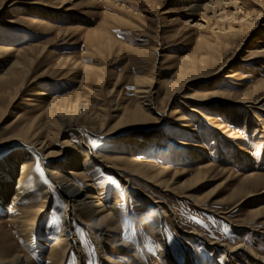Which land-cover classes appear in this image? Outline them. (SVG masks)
<instances>
[{
  "label": "rangeland",
  "instance_id": "rangeland-1",
  "mask_svg": "<svg viewBox=\"0 0 264 264\" xmlns=\"http://www.w3.org/2000/svg\"><path fill=\"white\" fill-rule=\"evenodd\" d=\"M191 1L0 0V44L14 50L27 48L26 46H35L33 51L36 49V52H29L31 56L33 54L32 57L35 56V60L17 96L18 100L11 109L22 114V117L30 116L32 111L40 108L39 103L43 98L62 95L88 98L90 89L100 88L99 77L102 76L105 92L107 87L110 90L115 85L107 98L118 96L123 104L129 105L136 99L137 85L134 77L150 73L154 69L155 90L160 91L154 96L158 97L162 95L160 81L165 76L171 77L186 55L197 59L200 54L209 50L207 43L213 45L215 41H220L225 45V48L220 49L225 59L232 55L244 38L235 53V62L224 66L217 77L191 82L190 87L198 91L207 92L215 88L227 93L226 98L205 101L204 104L190 101L185 108L181 104L183 113L189 116L185 123L192 124L191 132H183L172 126L173 120L169 111L174 104L168 105L164 121L159 128L155 129L153 126L146 132L139 131L142 132L140 134L126 130L118 132L115 136H102L87 126L63 129L66 137L62 132L59 140L69 139L72 145L76 146L82 143L81 148L84 146L92 151L100 149L103 153L111 155L120 152L121 150L116 148L123 145L122 150H128L131 156L150 164L169 165L177 170L186 168L187 171L178 175L174 181H182L194 174L201 161L213 166L209 174L197 182L193 191H188L201 195V204L196 203L193 198L165 192L141 177L130 178L137 188L151 196L141 197L142 202L146 198L162 199L177 213L161 219V235L168 248V253L163 256L159 239L152 230L151 219L146 216L147 208L144 202L142 204L141 199L135 196V190L125 187L126 181L119 173L112 172L110 168H104L97 162L94 165L96 175L90 181L94 188L90 190L95 196L99 195L108 210H111L114 198L119 197L118 214L109 223L113 226L118 224L115 236L119 240L129 241L132 249H108L107 244L104 246V241H100V245L97 244L94 235L85 225L87 216L70 215L72 227L68 242L71 243L72 239L77 238L75 245L79 246V251L71 248L62 264H108L104 260L105 255L112 256L115 264H136L130 258L133 253L138 254L143 264H259L250 252L264 256V192L255 194L241 204L237 201L240 192L246 187H252L256 193L264 189V181L252 185L242 181L248 172H258L264 178V86L253 88L257 83L264 81V52L251 59L253 54H249L251 50L259 51L264 48V37L261 36L264 34V0H205L203 4L209 2L210 8L207 13L200 9L201 16H191L188 13L186 6ZM44 3L48 4L49 8H41ZM32 6L36 9L31 10ZM200 17L204 20H198ZM251 27L253 30H250ZM220 28L226 33H222ZM248 30L249 35L245 37ZM258 39L262 42L256 43ZM154 46L158 50L155 54L156 65L152 69L153 59L149 53ZM13 49L0 54V74L15 59ZM39 51L42 53L38 54ZM87 65L91 66V69L86 70L88 79L82 82L84 67ZM217 66L218 63L215 68ZM230 69H239L240 75H247V78L240 81L239 78H224L223 75L229 73ZM206 79L207 81H203ZM37 89H44L49 95L38 97L35 95ZM244 93H257L255 106L247 107L248 103H233ZM222 101L229 103L222 104ZM95 104L97 107L98 104ZM189 106L201 107V115H196L187 108ZM157 107L160 108V105ZM206 115H213L215 120H207ZM16 116L6 117L9 120L0 125L1 135L12 128L6 123L15 121ZM163 135L202 145L199 152H202L204 160L198 161L199 158H194L193 153L190 154L180 147L176 148L174 144L167 142ZM123 137L128 141L138 140L142 144L145 143V146L130 150L131 144L119 142V138L124 139ZM146 138L148 140L144 141ZM60 145L59 141L57 147L60 148ZM18 146L15 142L0 150V171L6 174L7 178L11 177V174H8L11 169L8 166L10 153L12 148ZM240 150L247 152V155L238 153ZM35 155L40 181L36 186H43L42 189L47 190L49 196L44 212L32 233L28 235L29 232L22 231L18 224L10 220V215L17 210L11 204V197L0 196L1 231L10 236L9 240L3 239L2 243H8L12 251L16 246L22 248L23 252L32 255L35 264H50L49 250L55 241L58 242L65 227L64 215L70 202L66 193L48 174V169L52 168L49 164L52 159H44L45 154L41 156L38 152H35ZM62 157L66 156H60L59 161ZM220 169H226V172ZM124 173L125 178L127 172ZM76 182L87 188L84 187L87 182L81 179ZM243 182L247 184L245 187L241 186ZM39 190H35L37 197L40 196ZM137 202H140L139 206L136 205ZM254 209L261 210V213L254 214ZM189 230H195L201 235L187 234ZM209 240L217 243L209 244ZM223 242L231 247L243 244L236 251L241 258L232 260L226 245L220 244ZM244 257L246 260H243Z\"/></svg>",
  "mask_w": 264,
  "mask_h": 264
},
{
  "label": "bare ground",
  "instance_id": "bare-ground-1",
  "mask_svg": "<svg viewBox=\"0 0 264 264\" xmlns=\"http://www.w3.org/2000/svg\"><path fill=\"white\" fill-rule=\"evenodd\" d=\"M204 1L205 0H192L191 3L186 6V10H188V13L191 16H201V13L199 14L200 9L204 10L205 13H207L208 8H210V3L206 1V3L203 4ZM40 7L44 9L49 8L48 4L45 3ZM30 9L35 10L36 7L32 6V8ZM64 11H66V9H64ZM185 13L187 12L185 11ZM202 19L203 18L200 17L198 20ZM250 30H253V28L251 27ZM250 30H248L245 37L249 35ZM220 31L222 33H226L223 28H220ZM261 36L264 37V34H261ZM242 40H244V38H242ZM242 40L240 44H238V46L234 49L232 55L228 56L225 59H223L222 54L220 53V49L225 48V45H223L220 41H215V44L213 45L207 43L209 50L204 54H200L197 59H192L190 56L186 55V59L182 58L183 60L177 66L174 74L171 77L165 76L160 81L162 95H158V97L154 96H157V93L160 92L159 90H155L154 85L155 74L153 68H155L156 65L155 59L157 58V55L155 54L158 50V48L154 46L149 53L152 54L153 70L150 73H144L141 75H136L134 77L135 83L137 85L135 91L136 99L132 101L131 104H123L118 96H116L115 98H113V96L110 99L107 98V95L109 96V94L113 92V88L115 85L110 90L109 87H107L108 90L105 92L103 89L104 77L101 75L102 77H99L100 88L90 89L87 96L88 98L84 99L80 98V96H78L77 98H71L69 95L43 98L39 103L41 104L40 108L32 111L30 116L23 117L22 114L17 113V111H15L14 109V111H11V109L16 100H18L17 96L25 84L26 76H28L30 72V67L34 63L35 56L32 57L33 54L31 56L29 52H32L35 46H26L27 48L14 50L11 47L0 44V54H5L12 49L15 51V59L11 61L8 68H6L3 73L0 74V125L9 120L6 118L7 116L10 115L14 117L15 115H17L15 121L12 120L10 123H6L12 128L9 131L5 132L3 135H1L2 130L0 127V150L5 146L8 147L11 143L16 142L19 144L18 147L12 148V151L10 153L11 155L9 154L11 158L9 159L8 166L11 169L9 170L8 174H11V177L7 178L5 176L6 174L4 175V173L0 171V196L5 197L6 195H9L8 198L11 197V204L17 210L15 213L10 215V220L11 222L18 224V226L21 227L22 231L29 232L28 235H30L38 219L42 216L45 205L47 203V199L49 197L47 190L42 189L43 186L42 188L36 186L37 184H40V181L39 173L37 171V157L35 155V152H38L41 156L45 154V156L43 157L44 159H52L50 162L48 161L52 166L50 170L48 169V174L54 180V182L60 186L62 191L66 193L70 204L65 210V227L63 228V231L59 236L58 242L56 243L55 241L51 245V250H49V259L51 261L50 264H62L67 256V252L70 251L71 248H75L76 251L78 250L77 247L79 246L75 245L76 240L78 241L77 238L72 239V244L68 242V240L71 238L70 236L72 227L69 220L70 215H72V217H78L81 216V214H85L87 216V222L85 225L88 226L90 232L94 235V239L97 241V244L99 243L100 245V241H104V246L107 244L108 249H111L113 247H125L128 250L132 249L131 243L129 241L119 240L115 236L114 233L118 231L116 227L118 226V224L116 226H113L111 225V223H109V221L113 218H116L118 214L120 204L119 197L114 198L112 208L111 210H108L105 207V204H103L99 199V195L95 196V193L91 192L90 190L91 188H94L93 184L90 181L96 175L94 172V165L97 162L101 163L104 168H110L112 172L119 173L122 179L126 181V183H124L126 185L125 187L128 190H135L134 194L139 199H141V197L151 196L143 193L141 189L137 188L133 184V179H130L132 176L141 177L145 181L158 186L165 192L170 191L178 195L179 197L193 198L198 204L202 203V201L199 200L201 195L188 193V191L192 192L197 182L206 177V175L209 174V172L212 170L211 168L213 166L210 163H202L201 160H204V156L201 154L202 152H199V149L202 148V145L198 143H190L188 141H185V139L181 140L178 138L177 140L170 136L166 137V135H163V138H165L167 142H171L172 144H174V146H176V148L180 147L184 150L186 149V151H189L190 154L193 153L195 155L194 158L197 156L199 158L197 160L201 161V164L198 165L194 174L187 178L185 177V179L182 181H174L178 175L184 174L187 171L186 168L177 170L169 167V165L159 166L150 164L148 162L140 160L137 157L131 156V154H128V150H122L121 148H124L123 145L116 148L121 150L120 152L111 155L103 153L100 149L92 151L90 148L84 146L81 148V145H83L82 143L79 146H76L72 145L69 139L64 138V140H59L62 132L65 136L63 129L69 127L76 128L77 126H87L90 129H93L95 132L101 134L102 136H115V134H117L118 132L126 130H132L134 133L140 134L142 132L139 131L146 132V130L152 128L153 126L155 129L157 127L159 128V126L162 125L164 121L163 119L166 115L168 105L174 104V107L170 108L169 111V116L173 120L172 126L181 129L183 132H191L193 130V128L191 127L192 124L185 123V121L189 119V116L188 114L183 113L184 111L182 110L183 108H181V104L184 105L183 107L185 108L189 105L188 103H190V101H195L197 104H204L205 101L211 102L213 100H218L217 98H226L225 96H227V93L221 92L215 88L208 90L207 92L192 89L190 87L191 82L200 80L202 78L209 79L217 77L219 73L225 68L224 66L232 61L235 62L234 56L236 51L239 49V46L242 44ZM260 42H262L260 39L256 40V43ZM261 52H264V48H261V50L259 51H249V54H253L251 55L250 59L260 55L259 53ZM40 53L42 52L39 51L38 54ZM217 63L218 66L215 68V64ZM84 68L85 72L82 77V82L88 79L89 74L86 73V70L91 69V66L87 65ZM240 74L241 73L239 69H230L229 73H225L223 77L227 79L239 78V81L240 79L247 78V75ZM207 79L203 81H207ZM257 86H264V81L257 83L253 88ZM47 94L49 95V93H46L44 89H39L35 93V95L38 97H43ZM256 94L257 93L240 94V98L234 100L235 102L233 103H248L246 105L247 107L255 106L254 99ZM90 97L95 98L91 99ZM95 103L98 104L97 107H95ZM226 103L229 102L222 101V104ZM36 104L37 103H35V105ZM158 105H160V108L157 107ZM187 108L192 110L196 115H201V110L199 109L201 107L198 108L189 106ZM262 110L264 111V105L262 107ZM206 116L207 120L214 119L213 115ZM147 140L148 139L146 138L144 141ZM59 141L61 144L59 146L60 148L57 147V143ZM119 142H125V145L131 144L132 147L130 148V150H137L141 146H145V143L142 144L138 140L128 141L125 138H119ZM238 153L247 155V152L243 150L238 151ZM60 156L66 157H62V159L59 161ZM241 159H243V157ZM220 170L222 172H226V169ZM124 172H127V177L125 178L123 175L125 174ZM79 179L87 182L84 186L87 188H83L82 185H79L76 182ZM252 179L254 180L251 181ZM244 180L252 185L258 181H264V178L263 175L258 172H248L243 177L242 181ZM246 185L247 184L244 182L241 183V186L245 187ZM36 187L40 189L39 197H37V194L35 193V190L37 189ZM255 191L256 190L252 187H246L245 190H242L240 192L239 199L237 200L238 204L248 201V199L255 194H262L264 192V189H262L258 193H256ZM143 202L147 208L146 216L151 219L152 230H154L155 235L159 239L161 245V253L164 256L168 253V248L165 245L163 237L161 235V219L164 217L167 218L176 215L177 213L174 212V210L169 207L168 204H166V202L162 199L146 198V200ZM136 205L139 206L140 202H137ZM226 212L220 211V213ZM252 212L254 214H260L261 210L254 209L252 210ZM193 233L201 235V233L195 230L187 231V234ZM3 239L9 240L10 236L5 232L2 233L0 226V264H35V262L33 263L32 261V255L30 256V254L23 252V249L20 247L18 248L17 246L12 251V248L8 243H2ZM216 243L217 242H213V240L209 242V244ZM220 244L226 245V248L228 249L230 258L232 260H235V258L237 257L241 258V256H238L239 254H237L236 251L241 248L243 244H237L232 247L225 242ZM249 251L250 250H248V252ZM250 254L255 258V261H258L259 264H264V256L262 254L258 255L257 253L253 254L251 252ZM104 257V260H106L108 264H115L113 262L114 260L112 259V256L105 255ZM246 257H244L243 260H246ZM130 258H132L133 262H136V264H143L141 260H139L137 253H133ZM230 264L238 263L234 262Z\"/></svg>",
  "mask_w": 264,
  "mask_h": 264
},
{
  "label": "snow or ice",
  "instance_id": "snow-or-ice-1",
  "mask_svg": "<svg viewBox=\"0 0 264 264\" xmlns=\"http://www.w3.org/2000/svg\"><path fill=\"white\" fill-rule=\"evenodd\" d=\"M93 146H95V142H93ZM37 170H39V168ZM109 179H111V177Z\"/></svg>",
  "mask_w": 264,
  "mask_h": 264
}]
</instances>
